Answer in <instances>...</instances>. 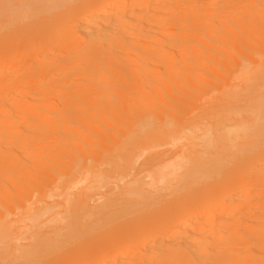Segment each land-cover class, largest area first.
<instances>
[{"label":"bare ground","instance_id":"6f19581e","mask_svg":"<svg viewBox=\"0 0 264 264\" xmlns=\"http://www.w3.org/2000/svg\"><path fill=\"white\" fill-rule=\"evenodd\" d=\"M34 23L0 43V259L264 264V0H0Z\"/></svg>","mask_w":264,"mask_h":264},{"label":"rangeland","instance_id":"374dc122","mask_svg":"<svg viewBox=\"0 0 264 264\" xmlns=\"http://www.w3.org/2000/svg\"><path fill=\"white\" fill-rule=\"evenodd\" d=\"M53 19L50 18L49 22H52ZM41 24V23H40ZM40 24H36L35 23L33 25L27 26V27H15V26H9L7 27L8 29L2 30L0 33V43L4 42V40H6L7 38H12L14 39L15 37L23 34L24 32L27 31V29L29 28H39ZM16 47H20L22 48L24 46V41H18L17 43H14ZM206 180V179H205ZM184 189L178 191L175 196L174 195H169L166 201L161 202L166 203V202H171L176 198H179V196L184 192ZM159 204L158 203H154L151 204L149 206L150 209L156 208L158 207ZM136 216H138L136 213L130 214L128 216H125L124 218L120 219V220H116L115 222L109 224V226H114L117 224H126L128 222H130L131 220H133ZM110 228V227H109ZM95 233L91 232L89 234ZM87 236L89 235H79L76 239H74L71 242H68L66 245H64V247H62L61 249L52 251L51 250H45V251H41L35 258V260L33 261V264H59L60 262V257L64 256L67 259H71L74 257V254L76 253V251H78L81 246H83L85 244V242L87 241ZM10 253V252H9ZM8 260H11V258H9ZM10 262V261H9ZM9 262H7V260H3L0 259V264H8Z\"/></svg>","mask_w":264,"mask_h":264}]
</instances>
